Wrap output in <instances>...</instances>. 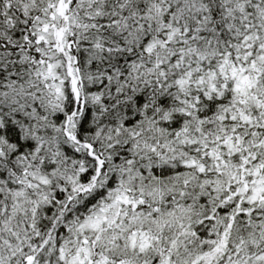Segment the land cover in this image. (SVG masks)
I'll list each match as a JSON object with an SVG mask.
<instances>
[{
    "label": "snow or ice",
    "instance_id": "obj_1",
    "mask_svg": "<svg viewBox=\"0 0 264 264\" xmlns=\"http://www.w3.org/2000/svg\"><path fill=\"white\" fill-rule=\"evenodd\" d=\"M0 264H264V0H0Z\"/></svg>",
    "mask_w": 264,
    "mask_h": 264
}]
</instances>
